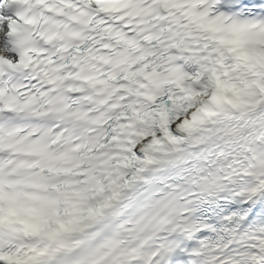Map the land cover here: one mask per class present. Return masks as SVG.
I'll use <instances>...</instances> for the list:
<instances>
[{"label": "snow or ice", "instance_id": "obj_1", "mask_svg": "<svg viewBox=\"0 0 264 264\" xmlns=\"http://www.w3.org/2000/svg\"><path fill=\"white\" fill-rule=\"evenodd\" d=\"M0 264H264V0H0Z\"/></svg>", "mask_w": 264, "mask_h": 264}]
</instances>
